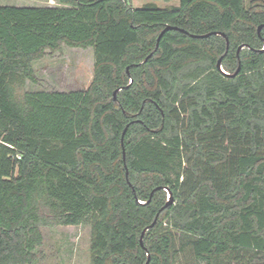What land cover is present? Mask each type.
Wrapping results in <instances>:
<instances>
[{"label":"trees","instance_id":"1","mask_svg":"<svg viewBox=\"0 0 264 264\" xmlns=\"http://www.w3.org/2000/svg\"><path fill=\"white\" fill-rule=\"evenodd\" d=\"M56 1L0 6V264L81 225L90 264H175L184 247L264 264V2ZM62 45L92 49L87 89L23 90Z\"/></svg>","mask_w":264,"mask_h":264},{"label":"rangeland","instance_id":"2","mask_svg":"<svg viewBox=\"0 0 264 264\" xmlns=\"http://www.w3.org/2000/svg\"><path fill=\"white\" fill-rule=\"evenodd\" d=\"M250 0H245L246 6ZM264 0H258L262 4ZM178 0H130L133 7L154 5L158 8L178 6ZM256 3V4H257ZM0 6L46 7L60 6L56 0H0ZM38 84L26 82L23 90L71 92L86 90L93 77V51L91 48L72 49L62 45L60 51L49 54L32 63ZM264 96V90L262 91ZM42 244L35 252L33 264H90V227H44L41 228ZM175 248L184 243L176 233ZM248 250L233 252L229 257L219 259L216 264H243L251 256ZM175 264H196L189 248L178 251Z\"/></svg>","mask_w":264,"mask_h":264},{"label":"water","instance_id":"3","mask_svg":"<svg viewBox=\"0 0 264 264\" xmlns=\"http://www.w3.org/2000/svg\"><path fill=\"white\" fill-rule=\"evenodd\" d=\"M262 27H263V26H259V27H258V29H257L258 34H259V32H260V30H261ZM171 29H177V28L166 27V28L160 33V35H159L157 41H159L161 35H162L166 30H171ZM214 34H215V35H218V36L225 37L224 34H222V33H214ZM208 35H209V34H207V35H203V36H192V37H200V38H202V37H207ZM225 40H226V49H227V48H228V40H227V39H225ZM241 49H242V46H240V47L238 48V51L241 50ZM262 50H264V47H263ZM220 63H221V59H219V60L217 61L216 67H217L218 71H219L221 74H223L224 76H227V77H232V78L236 76V74H237L238 71H239V67L235 70V72H234L233 74L229 75L228 73H226V72L221 68ZM117 91H118V90H117ZM115 93H116V92H115ZM115 93H114V95H115ZM122 137H123V135H122ZM157 189H159V188H156L155 190H157ZM155 190H153V192H154ZM164 190L166 191L167 196H166V202H165V204H164V206H163L162 209L168 207V206L172 203V201H173V198H172V196H171L170 191H169L167 188H164ZM153 192L151 193V195L153 194ZM151 195H150V197H151ZM149 200H150V199H149ZM148 202H149V201H148ZM154 223H155V221H153V223H152L150 226H148L147 228H145V229L143 230L141 236H142V235H143V234H144L149 228H151V227L154 225ZM140 242H142V239H140ZM146 264H147V263H146Z\"/></svg>","mask_w":264,"mask_h":264}]
</instances>
